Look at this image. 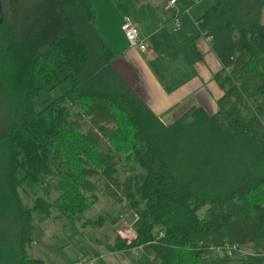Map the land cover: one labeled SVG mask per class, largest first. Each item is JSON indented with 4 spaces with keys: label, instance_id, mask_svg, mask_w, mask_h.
<instances>
[{
    "label": "trees",
    "instance_id": "obj_1",
    "mask_svg": "<svg viewBox=\"0 0 264 264\" xmlns=\"http://www.w3.org/2000/svg\"><path fill=\"white\" fill-rule=\"evenodd\" d=\"M2 6L0 264H43L26 251L35 225L52 208L79 218L101 189L134 211V239L110 249L141 246L136 264H264V0H219L198 19L224 93L216 113L193 108L169 125L113 68L89 0ZM61 67L71 87L37 110ZM46 181L59 191L52 201L39 195ZM223 244L250 251L210 249Z\"/></svg>",
    "mask_w": 264,
    "mask_h": 264
},
{
    "label": "crops",
    "instance_id": "obj_2",
    "mask_svg": "<svg viewBox=\"0 0 264 264\" xmlns=\"http://www.w3.org/2000/svg\"><path fill=\"white\" fill-rule=\"evenodd\" d=\"M168 2L134 1L123 15L109 2L104 3L96 31L114 54L113 68L160 119L173 118L182 108L201 107L212 115L224 92L214 79L222 63L198 23L209 7L194 19L189 5L200 7L204 0H177L176 6H169ZM177 13L179 28L172 21ZM124 16L137 24L139 36L147 44L145 53L127 42L121 29ZM261 21L264 24V9Z\"/></svg>",
    "mask_w": 264,
    "mask_h": 264
},
{
    "label": "rangeland",
    "instance_id": "obj_3",
    "mask_svg": "<svg viewBox=\"0 0 264 264\" xmlns=\"http://www.w3.org/2000/svg\"><path fill=\"white\" fill-rule=\"evenodd\" d=\"M89 1L96 10V23H99V19L102 18L104 3L109 2L122 15L126 14V11L130 10L132 4H134L133 0ZM217 1L219 0H204L200 7L190 4V16L196 19L202 9L210 7ZM58 78L60 81H58ZM52 84L57 85L51 87ZM70 87L71 80L68 77L67 68H59L52 83H44L43 89L35 98L36 109L40 110L43 107L44 100L57 98ZM186 111L185 108H182L176 111L175 117H165L161 121L169 125ZM63 112L62 106L57 105L49 113L52 117H57ZM119 174L121 177L124 176L122 168L119 169ZM48 181L44 183L42 188L46 185L49 186V196H46L42 191H39V195L52 201L58 196L59 191L53 188ZM98 186L102 188V183L100 182ZM95 195L97 197L95 203L88 206L79 218H74L73 221L69 217L61 215L56 208H52V217L35 225L33 241L26 247L28 255L41 260L43 264H71L75 260H93V264H136L132 258L140 256L141 246L130 248L127 254L125 252H114L110 249V246L112 247L115 244L117 236L127 240L128 243L135 237L133 221L136 216L129 207V202L127 200L118 202L109 195L102 196V189ZM21 196L24 203L32 204L30 196H26L22 192ZM154 232L159 233L160 230L155 228ZM246 251L249 252L250 250L246 249ZM152 260L156 264H161L156 257H153Z\"/></svg>",
    "mask_w": 264,
    "mask_h": 264
},
{
    "label": "built area",
    "instance_id": "obj_4",
    "mask_svg": "<svg viewBox=\"0 0 264 264\" xmlns=\"http://www.w3.org/2000/svg\"><path fill=\"white\" fill-rule=\"evenodd\" d=\"M176 2L177 0H169L168 4L169 6H176L177 4ZM184 11L188 12V9H185ZM172 21L174 23L175 28L180 27V18L178 16V13L174 15ZM121 29L126 37L127 42L131 47H134L140 53H145L147 51V44L145 42V39L139 36L138 26L131 17L129 16L123 17ZM159 236L162 237L163 233L162 232L159 233ZM210 249L218 254L231 255L233 252H238L240 254H247V252L243 248L239 247L236 244H223L222 246H213ZM71 264H93V260H89V261L75 260Z\"/></svg>",
    "mask_w": 264,
    "mask_h": 264
},
{
    "label": "water",
    "instance_id": "obj_5",
    "mask_svg": "<svg viewBox=\"0 0 264 264\" xmlns=\"http://www.w3.org/2000/svg\"><path fill=\"white\" fill-rule=\"evenodd\" d=\"M4 21V11L2 6V0H0V26L2 25Z\"/></svg>",
    "mask_w": 264,
    "mask_h": 264
}]
</instances>
